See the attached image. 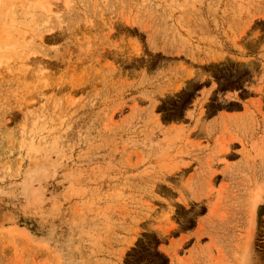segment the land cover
Instances as JSON below:
<instances>
[{
    "label": "rangeland",
    "instance_id": "rangeland-1",
    "mask_svg": "<svg viewBox=\"0 0 264 264\" xmlns=\"http://www.w3.org/2000/svg\"><path fill=\"white\" fill-rule=\"evenodd\" d=\"M0 264H264V0H0Z\"/></svg>",
    "mask_w": 264,
    "mask_h": 264
}]
</instances>
